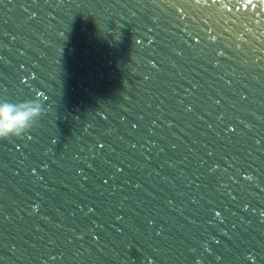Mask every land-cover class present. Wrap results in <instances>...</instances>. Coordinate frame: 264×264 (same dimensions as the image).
I'll use <instances>...</instances> for the list:
<instances>
[{
    "label": "water",
    "instance_id": "water-1",
    "mask_svg": "<svg viewBox=\"0 0 264 264\" xmlns=\"http://www.w3.org/2000/svg\"><path fill=\"white\" fill-rule=\"evenodd\" d=\"M0 264H264V0H0Z\"/></svg>",
    "mask_w": 264,
    "mask_h": 264
},
{
    "label": "clouds",
    "instance_id": "clouds-1",
    "mask_svg": "<svg viewBox=\"0 0 264 264\" xmlns=\"http://www.w3.org/2000/svg\"><path fill=\"white\" fill-rule=\"evenodd\" d=\"M41 96L15 103L9 99L0 102V141L21 137L38 126L47 111Z\"/></svg>",
    "mask_w": 264,
    "mask_h": 264
}]
</instances>
